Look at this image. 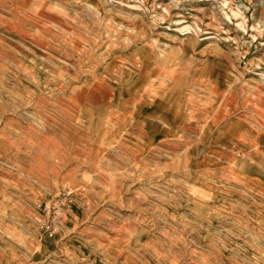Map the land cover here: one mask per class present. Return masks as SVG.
<instances>
[{
	"label": "rangeland",
	"instance_id": "obj_1",
	"mask_svg": "<svg viewBox=\"0 0 264 264\" xmlns=\"http://www.w3.org/2000/svg\"><path fill=\"white\" fill-rule=\"evenodd\" d=\"M0 17V264H264V0Z\"/></svg>",
	"mask_w": 264,
	"mask_h": 264
},
{
	"label": "bare ground",
	"instance_id": "obj_2",
	"mask_svg": "<svg viewBox=\"0 0 264 264\" xmlns=\"http://www.w3.org/2000/svg\"><path fill=\"white\" fill-rule=\"evenodd\" d=\"M10 10H11V9H10ZM8 12H9V11H8ZM10 13H11V12H10ZM10 13H9V14H10ZM25 14H26V13H25ZM12 15L15 16V14H13V13H12ZM24 16H25V15H24ZM25 17H26V16H25ZM25 17H24V18H25ZM0 19H1V17H0ZM12 19H14V18H12ZM9 20H11V19H9ZM20 20H21V19H20ZM1 21H2V20H1ZM12 21H13V20H11V22H12ZM6 22H7V21H6ZM15 22H16V21H15ZM17 23H18V22H17ZM3 27H4V26H3ZM8 31H9V30H8ZM36 36H38V35L36 34ZM38 37H39V36H38ZM41 38H43L42 35H41ZM44 39H45V37H44ZM44 39H42V40H44ZM97 65H98V64H97ZM97 65L95 64V67H97ZM18 66H19V65H18ZM95 67H94V68H95ZM92 73H93V72H92ZM77 77H78V76H77ZM95 77L97 78V76H95ZM96 78H95V79H96ZM95 79H94V80H95ZM133 79H134V78H133ZM99 80H100V79H99ZM103 80H104V79H103ZM176 80H178V79H176ZM178 81H179V80H178ZM3 82H4V81H3ZM101 82H102V81H101ZM176 82H177V81H176ZM34 84H35V83H34ZM13 85H14V84H13ZM176 85H177V84H176ZM176 85H175V86H176ZM36 86H37V85H36ZM101 86H102V85H101ZM105 86H106V85H105ZM178 86H179V85H178ZM178 86H176V88H177ZM46 87H48V86H46ZM106 87H108V86H106ZM106 87H105V88H106ZM173 87H174V86H173ZM97 88H98V87H97ZM38 89H39V88H38ZM50 89H51V88H50ZM99 89H101V88H99ZM168 89H169V87H168ZM170 89H171V88H170ZM180 89H181V88H180ZM166 90H167V89H166ZM174 90H176V89H174ZM98 91H99V90H98ZM179 91H180V90H179ZM107 92H108V91H107ZM165 92H166V91H165ZM89 93H90V92H89ZM94 93H96V91H95ZM94 93H93V94H94ZM171 93H172V92H171ZM177 94H178V92H177ZM75 95H76V94H75ZM89 95H90V94H89ZM114 95H115V94H114ZM172 95H173V93H172ZM92 96H93V95H92ZM92 96H91V97H92ZM163 96H164V95H163ZM165 96L167 97V92H166V95H165ZM93 97H94V96H93ZM139 97H140V96H139ZM175 97H176V95H175ZM134 99H135V98H134ZM166 99H167V98H165V100H166ZM120 100H121V99H120ZM165 100H164V101H165ZM47 101H48V100H47ZM47 101H46V103H47ZM97 101H98V100H97ZM107 101H108V100H107ZM39 102H40V101H39ZM89 102H90V101H89ZM136 102H137V101H136V99H135V103H136ZM0 103H1V102H0ZM36 103H37V102H36ZM40 103H41V102H40ZM98 103H99V102H98ZM118 103H119V101H118ZM118 103H117V104H118ZM132 103H133V102H132ZM135 103H134V104H135ZM92 104H93V103H92ZM111 104H112V103H111ZM113 104H114V103H113ZM120 104H121V103H120ZM120 104H119V105H120ZM156 104H157V103H156ZM156 104H153L152 106H155ZM78 105H79V104H78ZM78 105H77V106H78ZM90 105H91V104H90ZM93 105H94V104H93ZM42 106H43V105H42ZM69 107H71V106H69ZM109 107H110V106H109ZM114 107H115V106H114ZM134 107H136V106H134ZM143 107H144V106H143ZM156 107H157V105H156ZM42 108H43V107H42ZM54 108H55V107H54ZM117 108H118V107H117ZM158 108L160 109V108H162V106H161V107H158ZM37 109H38V107H37ZM119 109H120V108H119ZM133 109H135V108H133ZM38 110H39V109H38ZM44 110H45V109H44ZM113 110H114V109H113ZM164 110H165V109H164ZM21 111H22V110H21ZM59 111H62V109L59 110ZM68 111H69V110H68ZM68 111H67V112H68ZM130 111H131V110H130ZM134 111H135V110H134ZM26 112H27V111H26ZM50 112H51V111H50ZM62 112H63V111H62ZM65 112H66V111H65ZM166 112H169V113L172 114L171 110L166 111ZM67 114L69 115V113H67ZM79 114H80V113H79ZM161 114H162V113H161ZM32 115H33V114H32ZM49 115H50V114H49ZM129 115H130V114H129ZM178 116H184V115H183V114L175 115V117H178ZM258 116H259V115H258ZM64 117H65V116H64ZM68 117H69V116H68ZM132 118H133V117H132ZM166 118H167V117H166ZM171 118H173V115L170 116V119H171ZM35 120H36V119H35ZM153 120H154V119H153ZM156 120H157V119H156ZM61 121H62V120H61ZM161 122H162V121H161ZM188 122H189V121H188ZM224 122H225V121H224ZM159 123H160V121H159ZM42 125H43V124H42ZM188 125H189V124H188ZM223 125H225V124H223ZM37 126H38V125H37ZM48 126H49V125H48ZM164 126H165V125H164ZM169 126H171V124H169ZM196 126H197V125H196ZM29 127H30V126H29ZM227 127H228V126H227ZM27 128H28V127H27ZM130 128H133V127H130ZM190 128H191V127H190ZM42 130H45V129H42ZM122 132H123V131H122ZM124 133H125V132H124ZM20 134H21V133H20ZM50 134H51V133H50ZM24 135H25V134H24ZM66 135H68V134H66ZM121 135H123V134H121ZM86 136H87V135H86ZM22 137H23V136H22ZM70 137H71V136H70ZM121 137H122V136H121ZM170 137H171V136H170ZM24 138H25V137H24ZM90 138H91V137H90ZM166 138H167V137H166ZM183 138H184V137H183ZM26 139H27V138H26ZM34 139H35V138H34ZM167 139H168V138H167ZM29 140H30V139H29ZM119 140H120V139H119ZM245 140H246V139H245ZM197 141H198V140H197ZM118 142H119V141H118ZM74 143H75V142H74ZM74 143H73V144H74ZM119 143H120V142H119ZM69 144H70V143H69ZM190 144H191V143H190ZM114 146H115V145H114ZM111 147H112V146H111ZM189 148H190V147H189ZM90 149H91V148H90ZM110 149H111V148H110ZM92 150H93V149H92ZM122 150H123V149H122ZM197 150H198V149H197ZM201 150H202V149H201ZM195 153H196V152H195ZM198 153H199V152H198ZM203 153H204V151H203ZM191 154H192V153H191ZM38 159H39V158H38ZM184 171H185V170H184ZM115 198H116V197H115ZM113 200H114V198H113ZM140 213H141V211H140ZM144 217H145V216H144ZM149 218H150V216H149ZM164 218H165V216H164ZM146 219H147V218H146ZM139 220H140V219H139ZM150 220H151V218H150ZM167 221H168V220H167ZM148 222H149V220H148ZM144 223H145V222H144ZM140 225H142V224H140ZM145 225H146V224H145ZM181 228H182V227H181ZM146 229H147V228H146ZM151 229H152V228H151ZM153 229H154V228H153ZM188 229H189V228H188ZM149 230H150V229H149ZM152 247H154V246H152ZM157 251H159V250H157ZM159 252H160V251H159ZM151 256H152V255H151ZM60 257H61V256H60ZM68 259H69V258H68ZM70 259H71V258H70ZM70 261H71V260H70ZM65 263H66V262H65ZM89 264H90V263H89ZM165 264H166V263H165Z\"/></svg>",
	"mask_w": 264,
	"mask_h": 264
}]
</instances>
